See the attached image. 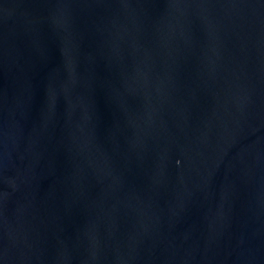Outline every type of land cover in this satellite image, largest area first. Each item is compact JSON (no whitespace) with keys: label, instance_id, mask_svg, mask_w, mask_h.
Wrapping results in <instances>:
<instances>
[{"label":"water","instance_id":"95a60500","mask_svg":"<svg viewBox=\"0 0 264 264\" xmlns=\"http://www.w3.org/2000/svg\"><path fill=\"white\" fill-rule=\"evenodd\" d=\"M0 264H264V0H0Z\"/></svg>","mask_w":264,"mask_h":264}]
</instances>
